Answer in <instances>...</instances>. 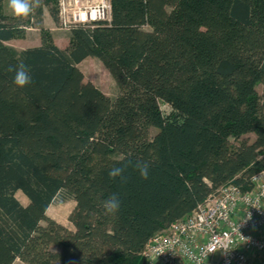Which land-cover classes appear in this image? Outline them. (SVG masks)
<instances>
[{"label": "trees", "instance_id": "16d2710c", "mask_svg": "<svg viewBox=\"0 0 264 264\" xmlns=\"http://www.w3.org/2000/svg\"><path fill=\"white\" fill-rule=\"evenodd\" d=\"M4 1L0 264H143L146 245L211 194L251 189L264 169V0H111V23L74 27L66 50L48 36L21 51L6 45L25 29ZM89 58L115 81L114 99L85 81ZM19 64L32 76L23 89L8 71ZM138 159L151 162L148 179L131 166L126 182L109 179ZM114 192L120 210L105 215ZM61 193L75 202L73 229L47 216Z\"/></svg>", "mask_w": 264, "mask_h": 264}, {"label": "built area", "instance_id": "2783aa9c", "mask_svg": "<svg viewBox=\"0 0 264 264\" xmlns=\"http://www.w3.org/2000/svg\"><path fill=\"white\" fill-rule=\"evenodd\" d=\"M58 18L64 32L93 31L111 23V0H59ZM250 184L248 191L227 184L157 234L141 254L143 264H264V169Z\"/></svg>", "mask_w": 264, "mask_h": 264}, {"label": "rangeland", "instance_id": "374dc122", "mask_svg": "<svg viewBox=\"0 0 264 264\" xmlns=\"http://www.w3.org/2000/svg\"><path fill=\"white\" fill-rule=\"evenodd\" d=\"M47 1H50L51 5L55 7L58 10V1L59 0H41L40 6H45L46 9L49 11L50 6L46 4ZM6 9L8 14L10 16H14L11 9L8 6V1L6 4ZM15 17V16H14ZM17 18V17H16ZM18 23L21 25L22 29L34 26L40 28V31H32L29 32L30 37H32L31 44L30 45H40V38L41 41H43V44L47 40L48 36L51 37V34L49 30L46 29V26L43 24V20H36L34 19L33 21L30 19V17L26 18H17ZM45 26V27H44ZM57 26L60 27V23H57ZM61 33L59 34L60 38L58 39L59 46H61L62 50H66L69 46V41L67 40V36L64 35V33L67 32H57ZM24 39H14L13 41L7 43L6 45L9 47H16L18 48V43ZM79 68L83 72L85 76V81L93 83L96 87H98L105 95L110 97L111 99H114L118 95V87L109 74V72L105 69V67L97 60L94 58H89L87 61L82 62L79 65ZM257 91L260 95H263V86L260 85L257 88ZM161 110L163 113L167 116L170 114L171 110L170 107L166 104L161 105ZM156 132V130H153ZM251 140L254 139L253 135L249 136ZM16 198L23 204L26 205L28 203V199L21 193L18 192L16 194ZM75 206V202L72 197H70L66 193H61L56 200L54 201L53 205L48 209L47 211V216L56 222L64 225L65 227L69 229H73L71 223L68 220L69 214L72 212L73 208ZM42 225H46L45 222L42 223ZM17 264H22V263H17ZM24 264V263H23Z\"/></svg>", "mask_w": 264, "mask_h": 264}, {"label": "clouds", "instance_id": "9594fccd", "mask_svg": "<svg viewBox=\"0 0 264 264\" xmlns=\"http://www.w3.org/2000/svg\"><path fill=\"white\" fill-rule=\"evenodd\" d=\"M41 0H8V6L13 15L17 18H26L33 11L34 7H39ZM9 72H14L13 85L18 89H23L32 83L30 70L24 64H19L15 67L10 66ZM133 167L138 171L142 179H148L151 162L148 160L138 159L134 163L129 160L126 164L120 167H111L108 170L110 180H119L121 183L127 181L125 175L128 167ZM101 207L105 215H116L121 207L120 196L118 193H112L107 199L101 201Z\"/></svg>", "mask_w": 264, "mask_h": 264}, {"label": "crops", "instance_id": "0c3cea01", "mask_svg": "<svg viewBox=\"0 0 264 264\" xmlns=\"http://www.w3.org/2000/svg\"><path fill=\"white\" fill-rule=\"evenodd\" d=\"M7 1L8 0H5L3 2V10H4L5 15L10 16V14H8L7 9H6ZM41 19L43 20V24L46 26V29L49 30L53 43L61 49V46H59V42H58V39L60 38L59 34H61V33H57V32H64V31L59 29V27L57 26V23L53 20L52 16L50 15V12L46 9L45 6H42ZM32 31H40V28L34 27V26L26 28L25 37L23 38L24 40H22L18 43V48L14 47L16 50L21 51V50H25V49H29V48L41 47L43 45V41H41V38L39 40L40 45H35V46L30 45L32 43L30 40V39H32V37H30L31 33H29V32H32ZM64 35L67 36V38H68L67 40L69 41V33H64ZM9 42H11V41H9ZM9 42H7V43H9ZM87 60H85V61H87ZM17 263H22V262L20 260H16L14 262V264H17Z\"/></svg>", "mask_w": 264, "mask_h": 264}]
</instances>
